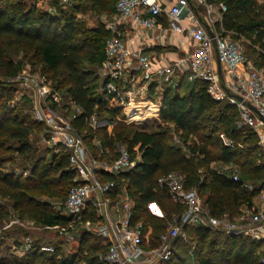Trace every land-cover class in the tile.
<instances>
[{"label":"trees","instance_id":"1","mask_svg":"<svg viewBox=\"0 0 264 264\" xmlns=\"http://www.w3.org/2000/svg\"><path fill=\"white\" fill-rule=\"evenodd\" d=\"M50 1L54 12L39 8L36 0H0V39L12 37L30 54L32 64H39L43 72L50 73L46 78L52 82L53 88L82 109L73 125L93 156L113 158L119 144H125L133 158L138 154L136 164L122 178L134 200V220L142 221L147 230L151 228L153 245L165 231L167 223L182 210L180 205L170 200L166 190L157 187V178L169 171L181 172L186 186L197 188L204 198L206 209L213 216L231 217L239 205L251 204L253 195L264 189V164H257L264 153L256 133L251 128L237 126L236 107L226 101H214L206 91V83L194 81L182 94L165 88L159 110L162 125H158L156 130H141L132 123L116 125V121L123 117L118 99L111 94L103 97L97 90L102 82L97 70L104 59L103 48L109 32L103 24L86 30L79 27L76 14L80 8L77 5H73L72 13H65L58 0ZM207 1L225 4L224 28L258 43L260 61L254 59V62L257 66L264 65V4L256 0ZM77 2L106 15L115 11V0ZM85 62L89 66H85ZM21 68L22 65L8 59L0 47V151L10 148V144L15 146L17 153L28 162L30 177L36 182L26 185L11 173H0V180L13 189L12 197L18 200V206L24 190L54 192L50 190L51 175L56 174L58 180L67 185L65 200L74 178V172L67 169L68 154L46 147L47 160L30 143V135L35 128L41 126L43 135V123H36L18 112L17 105H8L18 89L13 81L9 83L7 80H13ZM23 101L27 103L28 99ZM92 114L99 119L105 118L113 132L108 125L94 130L85 129V117ZM102 114L104 117H101ZM171 129L180 133V145L168 141ZM98 133V143H86L87 137L92 140ZM190 136L196 137L197 142L195 139L188 144L186 140ZM212 147L216 148L215 153ZM216 161L236 166L239 181H233L227 173L210 166ZM107 178L114 179L112 175ZM115 180L120 183L119 179ZM242 181L252 182L254 191L242 188ZM151 203L160 206L163 219L150 213L148 205ZM38 219L42 225L49 227L65 226L71 220L66 214L49 209L41 211ZM183 233L197 244L189 263L175 249L180 247L181 236L175 240L173 255L165 264H262L260 243L249 237L226 234L201 225H186ZM75 236L77 251L69 255L60 254L58 247L52 252L42 251L39 244H33L24 254L16 255L2 248L4 237H1L0 264H76L77 258L84 264H109L100 258L107 246L99 237L83 230L77 231ZM16 245L21 247L19 243Z\"/></svg>","mask_w":264,"mask_h":264},{"label":"built area","instance_id":"2","mask_svg":"<svg viewBox=\"0 0 264 264\" xmlns=\"http://www.w3.org/2000/svg\"><path fill=\"white\" fill-rule=\"evenodd\" d=\"M225 11L223 2L207 0H115L114 14L110 18L101 16L109 35L97 70L102 80L97 90L103 97L116 96L122 107V120L139 125L148 117L157 116L160 110L149 93L152 83L158 81L178 88L183 80L203 81L214 101H226L236 107L237 126L251 128L264 153V67L247 56L243 36L224 28ZM162 16L167 27L158 22ZM130 27L136 31L159 27L162 36L167 32L186 34L191 48L170 62L152 59L134 49L133 37L125 38L122 31ZM214 49L222 77L217 71ZM13 81L19 84L23 96L32 97L36 119L44 125L41 142L55 151L66 152L67 169L74 172L63 202V210L71 220L65 226H54L59 233L69 238L79 230L96 235L107 246L100 258L109 264H165L173 255L175 240L184 236L183 227L201 225L259 242L260 262L264 264V189L255 193L257 202L243 204L238 215L217 217L208 212L197 188L186 186L181 172L169 171L157 178V187L166 190L170 200L182 210L167 223L157 243L150 244L143 222L134 220V200L122 178L136 164L128 147L119 144L113 158L93 156L73 125L82 113L78 105L70 98L65 102L58 90L30 71L20 70ZM85 120L93 130L100 127L95 114ZM175 141L179 142L177 138ZM259 164H264V159ZM108 175L114 179H108ZM230 176L239 181L237 173ZM241 186L248 191L255 188L250 181H242ZM154 205L149 204V208L152 206V213L161 217V210ZM42 249L52 252L54 248Z\"/></svg>","mask_w":264,"mask_h":264},{"label":"rangeland","instance_id":"3","mask_svg":"<svg viewBox=\"0 0 264 264\" xmlns=\"http://www.w3.org/2000/svg\"><path fill=\"white\" fill-rule=\"evenodd\" d=\"M26 1L32 2L34 0ZM256 1L259 4H264V0ZM58 2L60 3V7L65 13H72L73 5H77V7L80 8L79 12L76 14V23L79 27H82L85 30L92 29L102 24L101 16L104 13H98L96 11L91 10L89 5L83 3L77 4V0H58ZM51 3L52 2L50 0H36V4L39 8L54 12V8L52 7ZM244 44L248 56L253 60L256 59L260 61L258 59L257 53L258 51H260L259 44L253 43L251 39L248 38L245 39ZM0 47H2L8 59H12L14 62H19L22 65L21 70L30 71L31 73L37 74L48 85L53 88L51 84L52 82L46 78V76L50 75V73L43 72L42 67L39 64H32L30 54L27 53L25 49L18 46L12 37L5 36L1 38ZM84 64L85 66H89V64H87L86 62ZM262 67H264V65H262ZM12 81L13 80H7V82L9 83L14 82V85L15 87H17L18 90L12 94V99L8 101V105L10 107L17 105L18 112L23 115H26L31 120H34L36 123H41L38 119H36L32 97L28 98L27 96H23V91L20 89L19 84L15 81ZM185 91V87H182L180 93H185ZM24 98L28 99L27 103L23 101ZM63 100L66 102L67 98L64 96ZM101 117H104L103 114L101 115ZM115 124L125 125V122L122 120V118H119V121H116ZM160 124L162 125L159 120H157L154 116H151L148 117V119L144 121L141 125L137 126H139L141 130L152 131L156 130L157 126ZM99 125H109V127L111 126V124L106 123L105 118H100ZM88 128L90 127L87 124L85 129ZM113 130L114 129H112L111 131L113 132ZM41 134L42 127L40 126L35 128L31 132L30 143L33 147L38 149L37 151L40 154H42L43 156L45 155L46 159L48 160L49 156L44 151L47 146L43 142H41ZM99 136L100 133L96 134L92 140L87 137L86 143H98ZM179 136L180 133L178 131L171 129L168 141L175 145H180L182 143V138ZM219 137L223 139V136L221 134H219ZM176 138L179 142L175 141ZM195 139L196 137L190 136L186 141L189 144L194 142ZM10 145V148H5L0 151V173H11L26 185H32L36 181L35 179L30 177V166L28 162L25 161L22 156L17 153V151L15 150V146H13L12 144ZM134 149H136V147ZM112 150H114V148ZM211 150L214 153L216 152V148L214 147H212ZM135 158L138 159V154ZM263 159L264 157L259 161H262ZM259 161L257 164H259ZM210 166L214 167L219 172L227 173L228 175L231 174L232 171L238 172V168L236 166L232 164L222 163L220 161L213 162L210 164ZM51 179L52 183L50 185V190L54 192L42 193L37 190H24L20 194L22 202L18 204V206H16V203H18L16 201L18 200L12 197V194L14 193L13 189H11L9 186H7L0 180V238L4 237V239L1 240V246L4 250H10L16 255H22L28 249H30V246H32L33 244H39L40 249L42 251H44L42 249L44 246H50L53 248L58 247L60 250V254L62 255H69L70 253H75L77 251V240L75 235H73L72 238H69L65 233H59V230L54 226L49 227L42 225V223L38 219L39 213L44 209H49L50 211L65 214L63 210V202L67 185L64 184L63 181H59L58 175L56 174H52ZM256 202L257 197L254 194L252 197V203L254 204ZM154 206H157V208L160 210V206L158 204H155ZM241 207H243V204L238 206L233 216L238 215ZM151 208L154 209L152 206H150L149 208L148 205V210L150 211V213H152L153 211ZM159 218L163 219L162 216H159ZM151 231V228H148L147 234L150 244H153V240L150 236L152 233ZM16 243H19L21 247H18ZM179 245L180 247L175 248L176 252L183 259H185L186 263H189V257L191 253H194V248L197 247V244H195V242L189 236L185 235L181 238ZM75 263L84 264V262L78 258Z\"/></svg>","mask_w":264,"mask_h":264},{"label":"crops","instance_id":"4","mask_svg":"<svg viewBox=\"0 0 264 264\" xmlns=\"http://www.w3.org/2000/svg\"><path fill=\"white\" fill-rule=\"evenodd\" d=\"M112 15H106V16L110 18ZM158 22L161 26L167 27V20L164 16L159 17ZM122 33L125 36V38H129V37L134 38V44H133L134 49L136 48L140 49L143 54L149 55L150 57H152V59H162L164 62H170L174 60L177 56L182 55L191 48V40L186 34L177 35L175 33L167 32L164 36H162L159 27H154L152 29L141 30V31H136L134 28L130 27L124 29ZM190 83L191 82L183 80L178 88H171L168 85H164L163 83L156 81L149 86V93L152 94L153 101L159 103V108H160V103L163 98V93L165 88H170L180 93L182 87H185L186 89L185 92H187L189 88L188 85ZM154 117L161 122L159 117V112L158 115ZM136 159L137 158H135V160ZM233 173H237V172L232 171L231 174Z\"/></svg>","mask_w":264,"mask_h":264},{"label":"water","instance_id":"5","mask_svg":"<svg viewBox=\"0 0 264 264\" xmlns=\"http://www.w3.org/2000/svg\"><path fill=\"white\" fill-rule=\"evenodd\" d=\"M208 33H209L210 35H212L211 32L209 31V29H208ZM214 55H215V61H216V64H217V71H218V74H219L220 77H222L221 64H220V62H219L218 54H217L216 49H214ZM247 105H248L252 110L255 111V108H254L252 105H250V104H247Z\"/></svg>","mask_w":264,"mask_h":264}]
</instances>
